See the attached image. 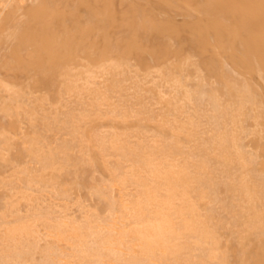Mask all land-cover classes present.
I'll list each match as a JSON object with an SVG mask.
<instances>
[{
    "label": "bare ground",
    "instance_id": "6f19581e",
    "mask_svg": "<svg viewBox=\"0 0 264 264\" xmlns=\"http://www.w3.org/2000/svg\"><path fill=\"white\" fill-rule=\"evenodd\" d=\"M171 54L197 56L201 74L174 77L157 125L145 104H107L121 71L91 87V107L49 110L13 140L28 85L62 101L77 55L150 70ZM0 98V264H264V160L238 124L264 125V0H0ZM86 117L139 129L88 134Z\"/></svg>",
    "mask_w": 264,
    "mask_h": 264
},
{
    "label": "rangeland",
    "instance_id": "374dc122",
    "mask_svg": "<svg viewBox=\"0 0 264 264\" xmlns=\"http://www.w3.org/2000/svg\"><path fill=\"white\" fill-rule=\"evenodd\" d=\"M91 56L94 57L95 54H92ZM196 58L197 56L195 55L189 57H186V55L178 57L171 54L166 59L165 64L162 65L161 69L153 67L149 70L137 64L134 58H127L120 66H116L117 64H115V61L111 58L95 61L91 59V57L77 55L73 62L69 65L70 69H65L66 72L59 76L58 87L63 99L62 101L53 103L46 98L47 88L35 87L32 84H29V82L31 83L33 78L37 76V73L32 72L31 78L27 79L29 84L27 87V97L29 98L27 106L31 108L30 115L28 119H24L21 122L18 132L13 134V140H20L24 137L26 138L34 125L37 126L39 125V122L41 123L42 114L48 112L49 110H55L56 108L58 110H62L65 105H71L74 108L91 107L94 101V93H92L91 87L95 86L94 88H96L100 85V88H104L105 86L110 85L113 76L117 72L121 71H124V75L119 74V76L125 77V80L122 81L123 89L111 90L109 92L110 99L107 104H109V102H122L123 99H127L137 107L141 104H145L153 109L156 113V118L143 119V121L151 126H155L159 120L162 119L161 116H164V112L168 111V106L171 105L169 101H174L171 99L173 89H170L171 84H174V77L182 76L183 81L185 80L189 83L196 82L199 79L201 73L196 70V66L193 64V61L196 60ZM88 80L90 81L89 83ZM182 89L183 88H181V90ZM3 99L4 98H0V104ZM80 99H83V102H80ZM200 107L204 108V110H202L204 116L202 117L203 122L201 125L204 131L200 135L207 137L212 131V128L216 126L217 122L214 117H210L212 111L210 109H206L209 107L206 102L201 104ZM103 108H106V106ZM256 112L257 111L255 110L253 111V113ZM1 113H3V111H0V114ZM108 118L109 117L102 119L98 117H86L81 124L84 125V128H86L85 131L88 134L93 132V130L96 131V129L97 131H103L104 128H106L104 131H121L120 133H123V136L130 133L135 134L136 131H138L136 123L137 119L134 117L125 121L116 119L113 122L114 124H106L105 121ZM242 118L244 121L238 123L243 126V129L240 132L241 143L244 145V149L252 155L257 164V162L264 160V125L261 122L262 118L255 119L251 115H242ZM116 123L117 125H115ZM108 124L110 125L108 126ZM119 125L121 126L119 127ZM125 131L126 134H124ZM59 135L61 136L62 133ZM64 135L65 134L62 136ZM132 138L135 139L136 136ZM194 143L196 142H191V144ZM5 153L9 156L7 151ZM15 163L16 165L18 164L17 162ZM97 173L99 174V172ZM0 191H2V188H0ZM71 195L75 197L76 191L72 190ZM49 199L51 201L55 200L52 198ZM49 199L46 201H49Z\"/></svg>",
    "mask_w": 264,
    "mask_h": 264
}]
</instances>
